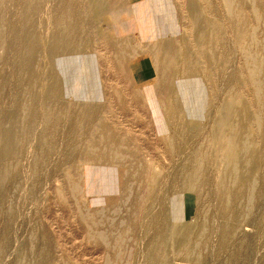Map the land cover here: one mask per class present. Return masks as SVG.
I'll use <instances>...</instances> for the list:
<instances>
[{
	"label": "rangeland",
	"instance_id": "obj_1",
	"mask_svg": "<svg viewBox=\"0 0 264 264\" xmlns=\"http://www.w3.org/2000/svg\"><path fill=\"white\" fill-rule=\"evenodd\" d=\"M30 2L0 0V151L16 145V168L3 174L0 155V264H264V0H39L27 24ZM122 41L149 63L161 116L117 67ZM101 126L139 169L86 186L73 175ZM80 212L98 216L87 225Z\"/></svg>",
	"mask_w": 264,
	"mask_h": 264
},
{
	"label": "bare ground",
	"instance_id": "obj_2",
	"mask_svg": "<svg viewBox=\"0 0 264 264\" xmlns=\"http://www.w3.org/2000/svg\"><path fill=\"white\" fill-rule=\"evenodd\" d=\"M115 1H117V0H112V3H114ZM38 2H39V0H31V2L29 4L30 7L26 10V12L24 14V21L27 24L33 20L31 9H33L34 6ZM169 11H170V9H169ZM204 17H206V16H204ZM56 19H57L56 31L58 32L60 41L70 40V38L73 36H72V32H71V27L69 24L70 19H69L68 12L65 10L59 11ZM113 37L119 38L121 36H120L119 32H113ZM250 39H251V37H250ZM27 46L32 47V45H30V44H27ZM134 47H135V45L133 43H130V42H125V41L117 42V43L113 42V55H114V58H115L117 65H118L117 67H119L123 71V73H125V75L129 79L130 84L137 85L136 87L133 88L134 93L137 96V98H139L140 101H142L143 103H145V104L150 103V105H151V104H153V101H152V99H149L147 94H146L147 88L152 89L151 85L146 87L147 79L150 78L152 75L151 74V67H150L149 63L145 64V63H143V61L135 59V57L132 56V53L134 52V50H133ZM206 47H207V44H206ZM31 54L32 55H30V57L31 56L34 57V55H36V54H34V51H32V49H31ZM184 54H186V53H184ZM245 57H246L249 68L252 71H254L253 53L247 51L245 53ZM164 59H165L166 73L168 76H170L173 72L174 67H175V62L178 59V51L176 50L175 44L172 41L168 42V45L166 48V53L164 55ZM28 69H29V73H27L26 94L29 97H33L35 94V91H36V77H35V72L33 71V69L30 68V66H28ZM254 76L255 75H253V77H252V83L254 85V82H255V84L257 86V82L255 81ZM185 79L189 82L195 83V76H194L193 72L190 70V68H187L185 71ZM61 92H62V90H61ZM82 96H83V94H82ZM82 96H80L79 98H81ZM257 97H258V95H257ZM151 107L153 109L155 117L161 116V104H156L154 106L151 105ZM197 107H198L197 113H202V111L204 110V106H203V100L201 98L198 100ZM21 132H23V131H21ZM24 132H25V130H24ZM230 133H232V132H230ZM236 136H239V135L236 134ZM242 139H243V136L239 137V141H242ZM15 146L16 145L13 141L11 146H7L6 148H4L3 150L0 151V155L3 157V159H5V166L2 169L3 174L7 173L8 171L12 170L13 167H15V165H12L13 163L15 164V161H14L15 160V158H14L15 151H13ZM123 151H124V148L121 145V143L119 142V140L116 138V136L106 126H101V128L98 131L97 139L94 141L92 146H90V148L86 154L88 156V158L91 159V163H88V164L83 165V166H78L75 170L74 175H73L74 178L78 181L84 182L85 185L87 186V183L90 182V178H92V179L94 177L98 178V177H100V174H102V173H103V175L107 174L111 177L117 178L119 176L118 175V169H119V167H121V165H123V163H127V164L134 166L137 169H139L138 164L129 160L128 158H126L123 155ZM231 159H235V156H233ZM86 168L88 169V171H86ZM197 170H198V163L196 160V161H194L193 165L189 169V175L192 176ZM85 171H86V173H85ZM232 174H233L234 178H237V174H238L237 170H233ZM103 182L100 181L98 184L100 191L104 192V193H108L111 196H114L113 193H115V192H113V191L110 192V190H109L110 187L108 185H106L105 182L104 183ZM4 183H5V181L3 182V184ZM6 186L7 185H4L3 187H6ZM72 190L74 192H76L79 195V197H82L81 195L83 192L76 184H74L72 186ZM80 215H81L82 220L87 225L93 224V222L96 221V217L98 216L97 213L94 215H87L86 213H81V212H80ZM97 238L101 239V237L98 235H97ZM28 255L31 256L32 252L29 251ZM27 264H32V262L28 261Z\"/></svg>",
	"mask_w": 264,
	"mask_h": 264
}]
</instances>
